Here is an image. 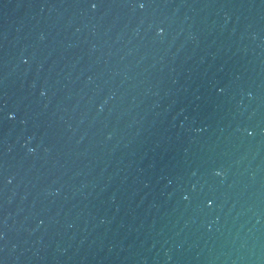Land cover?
Listing matches in <instances>:
<instances>
[{"label": "water", "instance_id": "water-1", "mask_svg": "<svg viewBox=\"0 0 264 264\" xmlns=\"http://www.w3.org/2000/svg\"><path fill=\"white\" fill-rule=\"evenodd\" d=\"M0 264H264V0H0Z\"/></svg>", "mask_w": 264, "mask_h": 264}]
</instances>
